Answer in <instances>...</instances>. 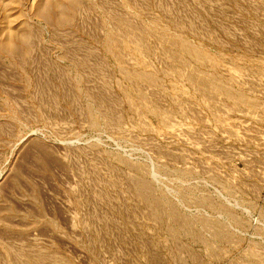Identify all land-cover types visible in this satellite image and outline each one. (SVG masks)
Listing matches in <instances>:
<instances>
[{
    "label": "rangeland",
    "instance_id": "1",
    "mask_svg": "<svg viewBox=\"0 0 264 264\" xmlns=\"http://www.w3.org/2000/svg\"><path fill=\"white\" fill-rule=\"evenodd\" d=\"M0 264H264V0H0Z\"/></svg>",
    "mask_w": 264,
    "mask_h": 264
}]
</instances>
